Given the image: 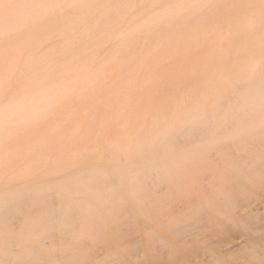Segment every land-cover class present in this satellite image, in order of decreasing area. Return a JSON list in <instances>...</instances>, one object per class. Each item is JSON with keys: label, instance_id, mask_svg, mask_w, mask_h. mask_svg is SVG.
<instances>
[{"label": "bare ground", "instance_id": "bare-ground-1", "mask_svg": "<svg viewBox=\"0 0 264 264\" xmlns=\"http://www.w3.org/2000/svg\"><path fill=\"white\" fill-rule=\"evenodd\" d=\"M22 1V10L11 16L28 18L0 29V42L14 37L18 51L22 45L38 49L50 37L63 36L68 38L67 51L80 62L70 68L64 61L69 71L61 78L50 69L29 79L30 91L36 95L32 100L20 92L7 99L0 83V119L42 115L62 97L59 86L69 81L73 68L80 73L96 68L100 51L86 62L80 59L79 38L72 35L75 26L86 25L84 38L99 27L116 29L137 2L146 0ZM222 1L153 0L170 10L161 13L154 26L131 23L128 31L119 34L118 44L144 24L154 33L157 48L173 32H183L194 20L205 19ZM62 2L81 13L62 12ZM99 10L100 17L90 21ZM40 19H48L47 27ZM242 27L241 39L228 54L216 55L218 65L212 76L219 93L211 100L201 90L198 105L165 142L148 143L142 127L134 143H113L108 154L116 162H126L125 168L94 164L55 185L29 182L15 192L4 188L0 192V264H264V22L253 23L247 16ZM42 34L49 36L47 40L39 39ZM241 40L245 44H238ZM61 52L53 50L49 55ZM114 54L111 48L105 59ZM39 59L44 62L47 57ZM18 61L13 59L8 67L4 60L0 62L5 82ZM66 85L73 92V85ZM228 86L229 91H222ZM207 103H211L209 109ZM166 119L161 115L153 120V127L165 128ZM6 135L0 130V148ZM8 157L0 158V168L7 165ZM206 157L212 159L210 163Z\"/></svg>", "mask_w": 264, "mask_h": 264}, {"label": "rangeland", "instance_id": "rangeland-1", "mask_svg": "<svg viewBox=\"0 0 264 264\" xmlns=\"http://www.w3.org/2000/svg\"><path fill=\"white\" fill-rule=\"evenodd\" d=\"M0 1V29L11 28L16 22L28 18L11 16L18 9L22 10V0ZM60 5L64 8L61 11H68L72 13L71 16L82 11L66 8L65 2ZM36 6L37 10L41 9L39 5ZM216 7L199 23L194 20L193 24H188L183 30L185 34L173 32L157 48L153 43L154 33L148 30V26L142 27L144 24L125 34V37H129L123 44H118V36L122 31L123 34L128 31L131 23L156 25L159 15L170 10L163 2H137L135 9L126 15L116 29L99 27L92 31L89 38L81 36L85 24L75 26L72 35L79 38L76 53L86 62L100 51L95 56L96 68H91L87 73L73 68L69 81H62L63 84L59 86L62 97L48 105L42 115L33 119H0V130L7 134L0 148V158L9 154L7 165L0 168V192L4 188L15 192L28 186L29 182L55 185L79 172L88 171L94 164H103L111 169L125 168L126 162H116L108 154L114 144L134 143L142 127L145 128L148 143L157 139L165 142L177 123L189 116L193 107L198 105L196 102L201 99V93L197 95L201 90H206L211 100L213 95L219 93L214 83L215 76H212L215 65H218L216 55L228 54L233 43L236 45L241 39L240 30L245 17L249 16L253 23L258 20L264 22V0H223ZM5 11H8L6 16L2 14ZM101 11L93 14L89 20L99 18ZM37 21L47 27L48 19ZM200 28L208 34L204 36ZM47 37L42 34L39 39L47 40ZM13 38L0 42V62L4 60V66L11 65L13 59L19 60L12 75L9 72L8 82L0 75L7 99L15 92L23 94L25 99H34L36 95L30 91L32 83L29 79L50 69L54 77L61 78L69 71L64 67V61L68 62L70 68L80 62L67 51L66 37L55 35L38 49L22 45L18 51L14 47L17 39L14 38V42L11 41ZM238 44L245 42L241 40ZM111 48H115V54L111 59H105ZM53 50L62 52L49 55ZM44 55L47 60L43 62L39 58ZM31 59L32 64L25 67V63ZM67 83L73 85V92L66 89ZM230 89L231 86H228L222 91ZM210 104L207 103L205 108L209 109ZM261 109L264 112V105ZM161 115L167 118L166 127L154 128L153 120ZM205 160L210 163L212 159L206 157ZM38 166L42 167L36 172ZM22 173L27 176L25 174L22 179H15L16 175Z\"/></svg>", "mask_w": 264, "mask_h": 264}]
</instances>
